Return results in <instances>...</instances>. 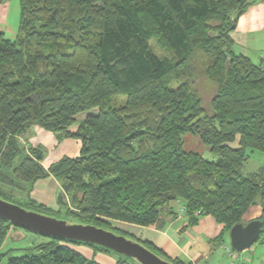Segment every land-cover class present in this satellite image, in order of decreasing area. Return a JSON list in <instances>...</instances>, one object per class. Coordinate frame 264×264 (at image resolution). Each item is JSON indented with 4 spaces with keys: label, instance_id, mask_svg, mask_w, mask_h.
Masks as SVG:
<instances>
[{
    "label": "trees",
    "instance_id": "16d2710c",
    "mask_svg": "<svg viewBox=\"0 0 264 264\" xmlns=\"http://www.w3.org/2000/svg\"><path fill=\"white\" fill-rule=\"evenodd\" d=\"M19 2L17 36L0 31L1 194L61 219L75 210L78 223L123 235L112 221L161 229L162 209L175 202L169 211L184 215L188 227L204 216L224 224L212 240L218 244L260 205L263 237L264 166L247 175L243 169L248 149L264 152V57L257 64L236 54L231 36L251 0ZM153 38L167 55L154 50ZM122 95L123 104L112 103ZM33 125L79 139L80 154L45 168L42 148L20 140ZM187 132L200 136L212 159L184 150ZM50 175L63 188L59 209L30 197L34 183ZM14 228L0 217V250ZM47 238L26 255L9 256L11 249L0 259L100 264L70 245L83 242ZM139 242L165 259L152 242Z\"/></svg>",
    "mask_w": 264,
    "mask_h": 264
},
{
    "label": "crops",
    "instance_id": "0c3cea01",
    "mask_svg": "<svg viewBox=\"0 0 264 264\" xmlns=\"http://www.w3.org/2000/svg\"><path fill=\"white\" fill-rule=\"evenodd\" d=\"M251 1L245 12L239 16L237 26L231 32V36L234 40V52L248 56L259 64L264 57V0ZM11 2L12 0H7L0 4V31H4L10 38H15L19 22L16 29L14 25L8 23L9 16H17V13L10 9ZM27 138L30 139L32 145H29ZM20 140L26 147H47L48 154L42 160L45 168L65 156L77 157L82 147L79 139H58L56 133L37 125H33L26 135L20 137ZM233 146L236 147L237 144ZM62 193L61 182L55 176L50 175L34 183L30 197L43 205L59 209V197ZM66 200L69 202L68 196ZM261 214L260 205L251 206L244 215L243 222L248 223L259 219ZM165 220L167 223L161 229L157 226H135L139 229L138 236L162 249L168 259L181 258L191 264H260L264 260V235L259 239L257 246L245 250V255H240L231 248L229 239L223 244L212 241L220 235L224 228V224L218 223L212 216H204L197 225L189 227L186 217L182 214L177 213L176 216L170 214L165 217ZM13 234L14 230L10 233V237ZM4 246L0 252H3ZM219 249L226 252L225 258L221 257ZM88 259L96 260L95 258Z\"/></svg>",
    "mask_w": 264,
    "mask_h": 264
},
{
    "label": "water",
    "instance_id": "95a60500",
    "mask_svg": "<svg viewBox=\"0 0 264 264\" xmlns=\"http://www.w3.org/2000/svg\"><path fill=\"white\" fill-rule=\"evenodd\" d=\"M0 217L14 226L42 236L97 245L133 258L140 264H175L161 258L141 242L131 240L123 234L92 224L71 223L65 219L28 210L2 198ZM261 231L262 222L259 219L235 224L229 231L231 248L238 253L244 252L258 240Z\"/></svg>",
    "mask_w": 264,
    "mask_h": 264
},
{
    "label": "rangeland",
    "instance_id": "374dc122",
    "mask_svg": "<svg viewBox=\"0 0 264 264\" xmlns=\"http://www.w3.org/2000/svg\"><path fill=\"white\" fill-rule=\"evenodd\" d=\"M10 9L12 10V12H16L17 16H9V24H12L15 26V29L18 25L19 22V14H20V2L19 0H12L11 2V6ZM18 33V32H17ZM8 36V35H7ZM17 36V35H16ZM152 47L154 48V50L160 54V55H167L169 52L167 49L163 48L159 42V40L157 38H153V40L151 41ZM202 83V82H201ZM203 86L207 91H210V86H208V84L206 82H203ZM127 99V96L122 95V96H113L111 98L112 103H115L117 105H121L123 104ZM208 100V98H206V101ZM98 108H94L90 111L87 112H83L77 115V119L78 120H83L85 119L88 115L90 114H96L98 113ZM28 142L29 145H32V142L30 141L29 138ZM183 141H184V150L186 151H193V152H197L200 153L201 155H203L206 158L212 159V153L210 150V147L207 146L205 143H203V141L201 140L200 136L196 133H192V132H187L183 135ZM234 145L236 143H233ZM43 153H44V157L47 156L48 154V149L46 146H43L42 148ZM248 153L250 155V158L248 159V161L246 162L243 172L244 174H250L252 172H256L258 171L260 168H262L264 166V152L258 151V150H254L253 152H251L250 149H248ZM7 186V185H5ZM9 187V186H7ZM6 187V188H7ZM8 189V188H7ZM16 196V195H15ZM0 198L7 200L9 202H17L16 200H12L11 198L6 197L5 195L0 193ZM16 198V197H13ZM177 203H170L167 207L162 209V218L165 220V217L170 216L171 211H169V208L172 209V207L174 208V206H176ZM75 210H69V212H57L59 214L62 215H66L69 218H65L64 216L61 215V217H64L65 220H67L68 222H73V223H78V221L80 220L79 218H77L76 216H74L73 214H71L70 212H72ZM46 214V213H43ZM46 215H50V216H54L53 214H46ZM63 218V219H64ZM112 226L115 227L116 229L119 230H123L125 233L124 235L131 239V240H135V241H144L143 239H141V237L138 236V227H136L135 225L129 224V223H123V222H115L112 221L111 222ZM14 230H18V232H15L13 237H10L3 249V252H6L8 250L12 251L9 253V256H23L26 255L28 253H30V250H32L34 246H37L39 244H43L46 243L48 241V238L45 236H42L40 234L28 231V230H24V229H16L14 228ZM131 234L128 235V234ZM133 236V237H132ZM136 237V238H134ZM260 240H257L249 249L257 246V244H259ZM71 247L78 251L79 253H82L83 255H85L88 258H95L96 260H98L99 262H102L104 264H117L119 260H126L128 264H138L133 258L132 259H126V256H122L119 255L115 252H105V251H101L99 249H96L94 246L89 245V244H85V243H73L70 244ZM220 252V254L222 255L221 257L225 258L227 255L225 251H223L222 249L218 250ZM240 255L242 254H246V251L239 253ZM9 256L6 257H2L0 259V264H8V260L7 258ZM225 256V257H224ZM165 259H168L166 257H164ZM170 260V259H168Z\"/></svg>",
    "mask_w": 264,
    "mask_h": 264
},
{
    "label": "built area",
    "instance_id": "2783aa9c",
    "mask_svg": "<svg viewBox=\"0 0 264 264\" xmlns=\"http://www.w3.org/2000/svg\"><path fill=\"white\" fill-rule=\"evenodd\" d=\"M245 259V258H244ZM246 260V259H245ZM260 264H264V260L260 262Z\"/></svg>",
    "mask_w": 264,
    "mask_h": 264
}]
</instances>
